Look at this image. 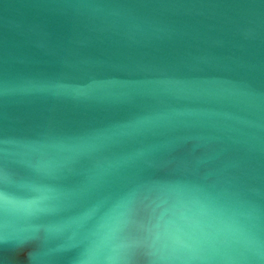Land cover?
I'll list each match as a JSON object with an SVG mask.
<instances>
[{"label":"water","instance_id":"1","mask_svg":"<svg viewBox=\"0 0 264 264\" xmlns=\"http://www.w3.org/2000/svg\"><path fill=\"white\" fill-rule=\"evenodd\" d=\"M0 194V264H264V0H0Z\"/></svg>","mask_w":264,"mask_h":264},{"label":"snow or ice","instance_id":"2","mask_svg":"<svg viewBox=\"0 0 264 264\" xmlns=\"http://www.w3.org/2000/svg\"><path fill=\"white\" fill-rule=\"evenodd\" d=\"M111 167V166H109ZM104 170L101 169V172H103ZM0 202H3L4 204L7 203V197L3 196V194H0ZM131 201L128 202V204L123 205L126 208L127 212H133L134 213V209L132 207H130ZM147 207V206H145ZM16 210L23 212V213H27V214H31L35 208V202H19L15 205ZM121 216L124 217V220L122 221V223H130L134 226L135 230L140 231V230H146L145 225L142 221H136L128 216H126L125 213H121ZM176 243H180L179 241H175ZM143 244V241L140 239H133L132 241H130V246L133 248H140Z\"/></svg>","mask_w":264,"mask_h":264},{"label":"clouds","instance_id":"3","mask_svg":"<svg viewBox=\"0 0 264 264\" xmlns=\"http://www.w3.org/2000/svg\"><path fill=\"white\" fill-rule=\"evenodd\" d=\"M22 90H54L67 87L66 85L57 82H38V81H25L19 86Z\"/></svg>","mask_w":264,"mask_h":264}]
</instances>
